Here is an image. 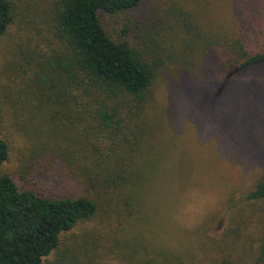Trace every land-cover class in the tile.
I'll use <instances>...</instances> for the list:
<instances>
[{"label": "rangeland", "instance_id": "rangeland-1", "mask_svg": "<svg viewBox=\"0 0 264 264\" xmlns=\"http://www.w3.org/2000/svg\"><path fill=\"white\" fill-rule=\"evenodd\" d=\"M25 1L45 6L50 0ZM182 14L206 38L222 42L242 34L249 51L264 50V0H141L130 12L100 14L110 38L152 49L153 37L163 59L140 111L139 135L132 136L134 151L127 149L134 172L142 174L127 192L92 171L89 179L82 175L84 147L108 152L110 143L99 126L83 140L84 103H55L49 110L41 103L36 60L50 52L49 32L37 33L17 15L0 37V137L8 144L0 173L20 188L86 195L97 203L93 217L60 235L43 264H264L254 260L264 202L245 205L240 198L264 181V65L229 76L223 87L210 53L183 51L181 39L189 34ZM167 18L178 20L174 36ZM126 25L129 33L122 35ZM65 153L80 160L72 156L69 163ZM227 196L243 209L241 217H229Z\"/></svg>", "mask_w": 264, "mask_h": 264}, {"label": "trees", "instance_id": "trees-1", "mask_svg": "<svg viewBox=\"0 0 264 264\" xmlns=\"http://www.w3.org/2000/svg\"><path fill=\"white\" fill-rule=\"evenodd\" d=\"M26 3L25 0H0V37L6 34L17 15L24 25L36 27L37 33L40 29L49 32L50 52L37 53L36 60L39 66L36 76L42 83L39 87L41 103L47 110L55 103H84L88 123L83 140L89 141V129L99 126L107 130L110 143L108 152L101 151L96 144L84 147L82 175L87 173L89 179L92 171L105 185L117 184L127 192L142 177L141 172H134V159L127 149L130 153L134 151L131 140L139 135L140 111L147 90L163 66V59L155 54V49L160 47L153 37L149 39L152 49L147 42H143L148 47L145 49L124 38H110L100 14L130 12L141 0H50L45 6ZM37 17L44 20V28L37 26ZM184 17L181 21L188 26L189 36L181 39L185 46L183 51L203 48L210 53L211 60L220 69L222 77L217 80L218 83L223 81V87L230 81L229 76L264 65V50L249 51L242 34L232 40H212L204 37L188 16ZM167 19V27L173 30L174 36L180 31L178 20ZM127 31L128 25L121 34H128ZM159 37L162 42L167 40L166 34H163L164 40ZM44 91H49L50 96L44 97ZM89 120L96 124L93 126ZM65 154L69 163L72 156L75 163L80 160L77 153ZM7 158L8 144L0 137V165ZM38 164L37 171L43 163ZM240 198L245 205L264 202V181L258 180ZM235 205L232 197L227 196L224 206L231 211V219L244 213ZM96 211L97 203L92 197L44 195L31 187L20 188L7 173H0V264H43L44 258L58 248L60 235L77 223L89 220ZM254 260L264 263V232L258 238Z\"/></svg>", "mask_w": 264, "mask_h": 264}]
</instances>
